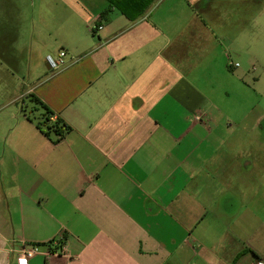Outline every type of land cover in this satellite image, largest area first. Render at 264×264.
<instances>
[{
	"label": "crops",
	"instance_id": "0c3cea01",
	"mask_svg": "<svg viewBox=\"0 0 264 264\" xmlns=\"http://www.w3.org/2000/svg\"><path fill=\"white\" fill-rule=\"evenodd\" d=\"M63 1L89 30H36L44 71L0 90V264L34 244L69 255L29 264H263L264 0L113 7L112 30L108 0ZM21 32L0 30V61Z\"/></svg>",
	"mask_w": 264,
	"mask_h": 264
},
{
	"label": "rangeland",
	"instance_id": "374dc122",
	"mask_svg": "<svg viewBox=\"0 0 264 264\" xmlns=\"http://www.w3.org/2000/svg\"><path fill=\"white\" fill-rule=\"evenodd\" d=\"M78 6L83 8L81 4H85L88 0H79ZM98 6V2L90 0L89 7ZM77 14V13H76ZM117 16H122L120 12ZM78 16V15H77ZM82 17V16H80ZM105 26H111L110 30L118 26L117 21L111 23L109 20ZM89 30L85 21L76 17L68 8L63 0H0V30H22V36H16L14 42V58L17 66H11L0 61V90L1 86L15 87L16 92L24 89L27 83H36L41 70L44 71L43 64H39V58H36V53L29 54V49H26L29 44L31 48L44 53V44L42 41L36 42L33 36L36 30ZM44 38L48 39L47 34H43ZM42 36V39H43ZM19 37V38H17ZM52 39H48L49 42ZM52 56L56 57L52 54ZM47 58V57H46ZM30 61V62H29ZM31 64V71H30ZM23 77L27 80L23 83ZM234 82V81H233ZM239 84V80H235ZM234 97V96H233ZM234 100L229 99V107ZM256 103V100H255ZM37 116V115H36ZM52 120H54L52 118ZM218 235V233H217Z\"/></svg>",
	"mask_w": 264,
	"mask_h": 264
},
{
	"label": "trees",
	"instance_id": "16d2710c",
	"mask_svg": "<svg viewBox=\"0 0 264 264\" xmlns=\"http://www.w3.org/2000/svg\"><path fill=\"white\" fill-rule=\"evenodd\" d=\"M110 2V7L102 12V18L110 20V15L112 8L115 7L119 9L128 19L136 20L143 16L150 6L157 0H108ZM33 100L38 105L39 109L42 110V114L39 116L38 127L47 136L54 135L55 141H59L65 134L70 130V127L64 124L60 120L53 121L52 118L54 114L49 110V108L39 99L33 98Z\"/></svg>",
	"mask_w": 264,
	"mask_h": 264
},
{
	"label": "built area",
	"instance_id": "2783aa9c",
	"mask_svg": "<svg viewBox=\"0 0 264 264\" xmlns=\"http://www.w3.org/2000/svg\"><path fill=\"white\" fill-rule=\"evenodd\" d=\"M103 29L102 25L96 26L94 31H100ZM66 57L67 53L62 50L59 52L58 57H54L52 55L47 56V62L49 66L54 70H60L65 64H66ZM233 63L230 62V65ZM235 66H239V64H234ZM195 120L201 121L202 116L201 115H196ZM55 247H51L48 245L47 248L39 245V244H34V245H25L23 248L20 249L19 251V256H18V264H29V261L34 258L35 256L38 255H45V256H55V255H69L68 254V249L65 245H60V244H53ZM264 264V260H263Z\"/></svg>",
	"mask_w": 264,
	"mask_h": 264
}]
</instances>
